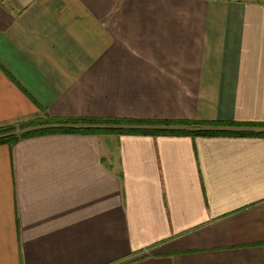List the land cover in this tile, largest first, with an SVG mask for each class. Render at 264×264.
I'll return each instance as SVG.
<instances>
[{
	"label": "crops",
	"instance_id": "1",
	"mask_svg": "<svg viewBox=\"0 0 264 264\" xmlns=\"http://www.w3.org/2000/svg\"><path fill=\"white\" fill-rule=\"evenodd\" d=\"M264 123V0H0V126ZM0 264H264V136L0 144Z\"/></svg>",
	"mask_w": 264,
	"mask_h": 264
},
{
	"label": "trees",
	"instance_id": "2",
	"mask_svg": "<svg viewBox=\"0 0 264 264\" xmlns=\"http://www.w3.org/2000/svg\"><path fill=\"white\" fill-rule=\"evenodd\" d=\"M114 123L126 125V128H115L109 133L153 135V136H264V132H238L226 127L264 128V123L251 122H227V121H199V120H133V119H61L49 117L35 119L17 125L0 126V144L13 145L21 138L42 135L47 133H95L104 131L96 127L100 123ZM181 125L190 126L189 129H181ZM203 129H200V128ZM20 129V132L18 130Z\"/></svg>",
	"mask_w": 264,
	"mask_h": 264
},
{
	"label": "rangeland",
	"instance_id": "3",
	"mask_svg": "<svg viewBox=\"0 0 264 264\" xmlns=\"http://www.w3.org/2000/svg\"><path fill=\"white\" fill-rule=\"evenodd\" d=\"M95 126L104 130L100 134H106V133L108 134L110 129L111 130H113V129L116 130L115 128H126V125L114 124V123H110V122L96 124ZM180 127L183 130H187V129L190 128V126H186V125L185 126L181 125ZM226 128L230 129V130H233V131L242 132V133H244L245 131L246 132H256V133L258 131L264 132V128H258V129L257 128H242V127H239V128L238 127H233V128L226 127ZM200 129H203V128L201 127ZM18 132H20V129L18 130ZM109 134H117V133L111 131Z\"/></svg>",
	"mask_w": 264,
	"mask_h": 264
}]
</instances>
